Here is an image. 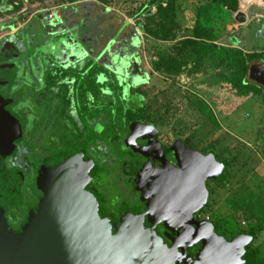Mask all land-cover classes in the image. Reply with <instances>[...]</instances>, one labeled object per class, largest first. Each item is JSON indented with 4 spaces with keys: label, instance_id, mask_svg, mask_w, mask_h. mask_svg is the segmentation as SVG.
Instances as JSON below:
<instances>
[{
    "label": "flooded vegetation",
    "instance_id": "obj_1",
    "mask_svg": "<svg viewBox=\"0 0 264 264\" xmlns=\"http://www.w3.org/2000/svg\"><path fill=\"white\" fill-rule=\"evenodd\" d=\"M48 2L0 0V209L8 225L5 234L11 237L21 231L40 207L45 196L42 182L47 183L66 160L80 158L85 164L76 168L92 170L87 189L103 217L124 226L132 214L178 251V264H199L203 241L189 238L194 224L179 237L152 210L146 194L162 192L158 188L163 186H190L189 152H178L177 145L205 155L213 152L199 150L184 139L170 141L155 123L134 116L137 110L129 109L138 95L132 91L131 77L119 68L105 67L101 59H82L85 48L70 43L68 23L54 24L50 19L44 26L46 12L39 9ZM104 68L122 86L124 108L118 120L105 118ZM215 181L206 178L205 202L187 210V215L200 222L201 229L211 223L213 232L231 240L234 236L218 231L215 221L203 215ZM167 193L163 192L165 197ZM247 250V259L263 260L251 258Z\"/></svg>",
    "mask_w": 264,
    "mask_h": 264
},
{
    "label": "rangeland",
    "instance_id": "obj_2",
    "mask_svg": "<svg viewBox=\"0 0 264 264\" xmlns=\"http://www.w3.org/2000/svg\"><path fill=\"white\" fill-rule=\"evenodd\" d=\"M229 2L175 0L168 12L135 7L143 12L134 56L146 80L132 87L144 103L134 116L155 123L170 141L184 139L228 161L224 180L210 184L203 215L228 236L256 228L251 258L264 259V92L236 93L234 58L210 49L264 50V0H238L237 9Z\"/></svg>",
    "mask_w": 264,
    "mask_h": 264
},
{
    "label": "water",
    "instance_id": "obj_3",
    "mask_svg": "<svg viewBox=\"0 0 264 264\" xmlns=\"http://www.w3.org/2000/svg\"><path fill=\"white\" fill-rule=\"evenodd\" d=\"M59 20L62 19L56 18L55 21ZM100 53L103 58L111 57L105 61V67L119 68L118 72L131 77L135 85L146 80L138 58L132 59L134 53L121 56L112 52L107 44ZM248 78L264 87V64L253 62ZM177 148L178 152L182 149L189 152L186 177L193 178V181L188 188L186 185L184 189L181 185L173 189L163 186L158 188L162 194L157 190L153 194L147 193V202L152 210L179 237L186 235L189 225L194 224L195 229L189 238L203 241L199 264H264V260L246 258L249 245L246 235L237 234L227 240L213 232L211 223H207V229L203 230L200 222L190 219L187 210H195L205 202L206 178L210 176L222 181L226 161L217 160L214 153L205 155L189 149L182 143ZM77 164L84 165L85 162H81L80 158L66 160L53 171L47 183L42 182L45 196L40 207L32 213L27 225L11 237L5 234L8 225L0 209V264L179 263L178 251L153 229L143 226L132 214L126 217L124 226L113 224L103 217L95 196L87 189L92 170L81 171L76 168ZM165 190L168 191L167 197L163 194Z\"/></svg>",
    "mask_w": 264,
    "mask_h": 264
},
{
    "label": "crops",
    "instance_id": "obj_4",
    "mask_svg": "<svg viewBox=\"0 0 264 264\" xmlns=\"http://www.w3.org/2000/svg\"><path fill=\"white\" fill-rule=\"evenodd\" d=\"M146 0H75L59 2L49 0L47 5L41 3L39 11H44L43 25L49 22L51 11L57 12V18L62 19L54 24L65 23L71 27L70 43L84 46L85 59L102 60L100 51L109 45L112 52L121 56L135 53L134 48L142 37V23L138 22L143 11H133L136 6ZM143 10V8L141 9ZM47 15V16H46ZM80 23V25H79ZM82 23V24H81ZM80 26H83L82 29ZM79 27V29H77ZM75 28V29H74ZM76 57V52L72 51ZM101 55V57H99ZM78 58V56H77ZM135 60V56L132 57ZM111 59V57H110Z\"/></svg>",
    "mask_w": 264,
    "mask_h": 264
},
{
    "label": "trees",
    "instance_id": "obj_5",
    "mask_svg": "<svg viewBox=\"0 0 264 264\" xmlns=\"http://www.w3.org/2000/svg\"><path fill=\"white\" fill-rule=\"evenodd\" d=\"M67 2H73L75 0H66ZM163 0H146L145 3H143L142 8H151L154 5L158 6L159 11L168 12L170 8H172L175 5V0H168L167 5L168 7H162L161 3ZM229 7L232 9H237L238 7V0H230ZM235 44V43H234ZM211 51L215 56H221V55H231L235 63L238 67V73L235 77H233L230 80V86L233 90H235L236 93H238L240 96H245L249 93H260L264 92V87L251 81L248 78V72L249 67L253 62H262L264 64V50H254V51H247L242 47L236 46V45H221L218 46L217 44L210 46ZM105 73V80H104V86H105V96H104V112H105V118H115L120 119L121 117L120 112L124 106L123 101L121 99L123 90L122 86H119V84L114 81V74H110V72L107 70V68H104ZM116 94V98L111 94ZM138 97H136V100L133 103V106L129 110H137L139 111L144 107L142 96L136 92ZM111 109H116L117 112L114 114V112H110ZM113 124H117V121H111ZM216 157V154L214 151H212ZM217 159V157H216ZM219 160V159H217ZM222 161V160H219ZM224 161V160H223ZM228 161L226 162V165L223 169V174L225 178V169L227 167ZM224 180V179H223ZM222 180V181H223ZM217 182H222L218 181ZM258 230L256 228H251L247 231L241 232V234H244L249 239V245L247 254L250 255H256L254 248H252V242L256 238ZM264 260V259H263Z\"/></svg>",
    "mask_w": 264,
    "mask_h": 264
},
{
    "label": "built area",
    "instance_id": "obj_6",
    "mask_svg": "<svg viewBox=\"0 0 264 264\" xmlns=\"http://www.w3.org/2000/svg\"><path fill=\"white\" fill-rule=\"evenodd\" d=\"M156 8V6L154 5L153 6V9H155ZM57 12L56 11H51L50 13H49V15H48V17H49V19H52V20H56V18H57Z\"/></svg>",
    "mask_w": 264,
    "mask_h": 264
}]
</instances>
